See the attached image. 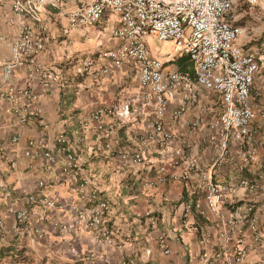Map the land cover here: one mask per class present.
<instances>
[{
	"label": "crops",
	"instance_id": "crops-1",
	"mask_svg": "<svg viewBox=\"0 0 264 264\" xmlns=\"http://www.w3.org/2000/svg\"><path fill=\"white\" fill-rule=\"evenodd\" d=\"M15 1L0 0V152L11 162L0 159V215L6 224L0 232V247L26 246L30 264H116L122 258H135L145 264H203L199 243L203 236L209 240L207 250L211 257L219 250L220 231L233 236L242 233L246 244L253 245L250 219H254L257 229L263 228L264 191L252 193L243 189L238 186V179L244 177L264 184V137L262 144L257 145L263 134L264 124L259 122L264 118V99L255 98L259 93L255 90L257 81L264 85V60L251 88V102L262 105L263 114L251 123L245 140V148L247 145L256 148L258 162L254 157L239 172L242 155L236 145H230L212 176L216 182L232 180L235 185L234 193L221 205L223 218L211 214L204 217L194 208L183 213L184 205L196 201L205 207L201 174L209 172L218 151L206 147L202 139L208 122L220 111L217 94L198 89L183 112L174 117L173 111L182 101L179 93L161 120L172 135V145L186 147L187 155L198 161V168L189 171V178L184 181L180 175L186 163L175 160L156 141H147L156 122L154 104L145 98L130 65L101 72L108 64L101 52L119 43L110 35L111 29L118 25L117 15L107 12L94 24L66 32L70 12L92 0H60L59 5L46 0L38 9L37 19L27 12L15 11ZM246 7L250 16L264 18V1ZM26 25L41 29L45 36V47L37 62L58 77L50 89H42L37 73L28 65L15 68L8 79L2 76L1 66L10 58L12 44ZM245 36L241 43L246 41ZM165 55L159 58L164 59ZM88 59L92 60L90 67L86 66ZM165 70L187 72L193 78L187 56H176ZM26 86L38 96L39 114L22 121L20 91ZM109 107L115 109L102 117L104 128L99 130L92 116L99 108ZM125 107L128 114L123 113ZM59 134H64L71 143L81 173L91 179L109 202L103 226L109 230L110 239L100 244L92 231L58 234L54 225L72 216L69 207L27 206L31 221L18 227L13 226L12 217L5 213L9 203L22 206L21 197L36 191L39 181H44L41 191L45 195L68 205L80 203L72 183L62 175L61 160L48 166L40 157L24 155L29 139L43 137L53 149ZM139 149L143 151L141 163L123 160V153ZM248 207L251 211H247ZM147 211L156 218V226L149 225ZM38 216L42 217L40 222L36 221ZM190 225L197 226L199 231L194 232ZM35 227L44 232L42 237L27 230ZM160 235L166 237L169 254L158 247ZM253 246L246 249L243 260L237 264H264V246ZM73 250L80 253L79 259ZM211 261L216 264L214 259Z\"/></svg>",
	"mask_w": 264,
	"mask_h": 264
},
{
	"label": "built area",
	"instance_id": "built-area-1",
	"mask_svg": "<svg viewBox=\"0 0 264 264\" xmlns=\"http://www.w3.org/2000/svg\"><path fill=\"white\" fill-rule=\"evenodd\" d=\"M49 1L54 5L60 4V0ZM262 1L264 0H92L80 4L69 14L66 32L94 24L107 12L117 15L118 25L111 29L110 35L119 43L116 47L101 52V57L108 62L101 72L105 74L110 68L119 69L124 64L130 65L137 75L140 87L145 91V98L151 99L154 104L156 122L152 132L148 133L147 141H156L162 150L170 153L175 160L186 163L180 175L184 181L188 180L189 171L198 168V161L196 157L187 155L186 147L172 145V135L165 130L161 120L168 105L179 93L182 101L173 111L174 117L183 112L188 99L198 89L214 92L219 97L220 111L208 122L207 133L202 139L206 147L218 151L209 172L201 174L205 207L200 201H196L192 205H184L183 213H189L194 208L204 217L211 214L222 219L221 205L234 193L235 185L232 180L214 181V169L221 163L232 144L239 148L242 155L239 172L254 160L253 150L245 148V140L249 135L251 123L258 115L263 114V106L251 102V88L264 60V46L258 51L241 43V39L246 35V28L239 20L245 13L248 14L243 9L244 6H255ZM43 2L46 0H28L27 3L17 0L13 9L17 12H27L37 19L36 14ZM149 37L171 44V51L164 59L150 54L147 48ZM44 47L45 36L41 29L30 25L23 27L12 44L10 58L1 66L3 78L8 79L15 68L28 65L37 73L42 89H50L58 82V77L52 70L37 62V57ZM176 56L189 58L193 78L187 72L165 70L166 64ZM91 62L92 60L88 59L86 66L90 67ZM20 94L23 98L19 107L23 113L21 120L35 118L39 114L37 94L28 86L22 89ZM113 109L115 107L99 108L93 114L96 128H104L102 117ZM123 113L128 114L127 107ZM193 127H196L195 122ZM54 142V148L50 149L43 137L31 138L27 142L24 155L34 159L40 157L48 166L61 160L62 175L72 183L80 203L73 202L68 205L45 195L41 191L44 181H39L36 191L21 197L22 206L9 203L5 207V213L12 217L13 226L18 227L21 224L27 226L31 221L27 206L48 209L69 207L73 212L72 216L54 225L60 236L92 231L97 243L109 240L110 232L103 226L109 211V202L101 196L91 179L79 170L80 161L67 137L59 134ZM142 155L143 151L139 149L123 153L122 158L124 161L141 163ZM0 159L11 163L2 152ZM238 186L252 193L264 191V184L244 177H239ZM247 211H251V207H248ZM146 214L149 217V225L156 226V218L151 216L149 211ZM41 218L38 216L36 221L40 222ZM5 226V221L0 215V232L4 231ZM249 226L253 233L254 246L246 244L242 233L233 236L226 231H220L219 250L212 257L207 250L208 238H200V261L203 264H213L211 260L214 259L216 264H237L243 260L248 247L264 246V226L257 229L254 219H250ZM190 228L194 232L199 231L195 225H190ZM27 230H31V233L39 238L44 235L37 227ZM158 247L164 254H169L165 235L159 236ZM73 253L78 259L81 257L77 250H73ZM116 264L145 262L135 258H122Z\"/></svg>",
	"mask_w": 264,
	"mask_h": 264
},
{
	"label": "rangeland",
	"instance_id": "rangeland-1",
	"mask_svg": "<svg viewBox=\"0 0 264 264\" xmlns=\"http://www.w3.org/2000/svg\"><path fill=\"white\" fill-rule=\"evenodd\" d=\"M245 11H247V7L244 6L243 8ZM239 23L243 25L246 28V41L244 42L248 48L258 49L260 51L261 47L264 46V18H259L256 15H251L248 13L239 20ZM147 48L150 52V54L160 57L161 55H165V53L171 48L169 47V43H162L157 41L153 37L147 38ZM263 75V72L262 74ZM255 90L259 93L256 95L255 98L257 99H264V85L257 81L255 84ZM258 87V88H257ZM261 89H263L261 91ZM259 123L264 124V118L260 120ZM263 131V134L260 136V142L257 143V145L262 144L263 141H261V137H264V126L261 129ZM249 147V145H247ZM253 156L256 158V162H258V154L256 151V148L253 146Z\"/></svg>",
	"mask_w": 264,
	"mask_h": 264
},
{
	"label": "trees",
	"instance_id": "trees-1",
	"mask_svg": "<svg viewBox=\"0 0 264 264\" xmlns=\"http://www.w3.org/2000/svg\"><path fill=\"white\" fill-rule=\"evenodd\" d=\"M26 246L19 249L14 245L0 247V264H30L31 258Z\"/></svg>",
	"mask_w": 264,
	"mask_h": 264
}]
</instances>
